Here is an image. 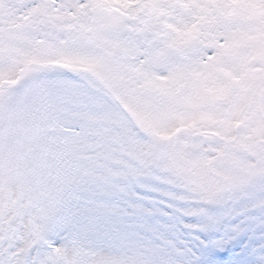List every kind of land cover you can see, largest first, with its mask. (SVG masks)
Returning a JSON list of instances; mask_svg holds the SVG:
<instances>
[{"label":"snow or ice","instance_id":"6c2138e0","mask_svg":"<svg viewBox=\"0 0 264 264\" xmlns=\"http://www.w3.org/2000/svg\"><path fill=\"white\" fill-rule=\"evenodd\" d=\"M0 264H264V0H0Z\"/></svg>","mask_w":264,"mask_h":264}]
</instances>
